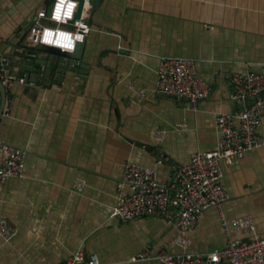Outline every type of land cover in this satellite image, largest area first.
Returning a JSON list of instances; mask_svg holds the SVG:
<instances>
[{
    "label": "crops",
    "instance_id": "0c3cea01",
    "mask_svg": "<svg viewBox=\"0 0 264 264\" xmlns=\"http://www.w3.org/2000/svg\"><path fill=\"white\" fill-rule=\"evenodd\" d=\"M52 1L0 0V54L9 57L23 29L51 23ZM83 19L88 68L40 84L17 78L0 119V140L27 151L23 176L0 183V264H63L79 251L100 264H160V252L207 254L230 238L264 237V145L222 161L229 200L205 212L187 249L167 217H112L126 162L169 184L176 165L217 149L216 117L236 109L231 76L264 74V0H101ZM164 57L196 62L209 88L196 108L156 92ZM7 157L0 148V166Z\"/></svg>",
    "mask_w": 264,
    "mask_h": 264
},
{
    "label": "built area",
    "instance_id": "2783aa9c",
    "mask_svg": "<svg viewBox=\"0 0 264 264\" xmlns=\"http://www.w3.org/2000/svg\"><path fill=\"white\" fill-rule=\"evenodd\" d=\"M92 0H85L90 9ZM78 3L74 0H55L51 23L42 27L37 44L74 52L78 42L91 30L82 18L74 24ZM7 58L0 54V79L6 84L10 77L6 70ZM232 100L236 109L216 117L219 133L217 149L209 153H196L189 164L176 165L169 184H161L155 169L128 161L124 175L118 183V196L112 217L124 223L149 217H167L176 221L179 231L175 245L188 248V236L196 229L205 212L211 208L221 210L229 200L224 186L222 161L232 163L264 145L259 128L264 121V74L248 70L231 76ZM156 92L167 97L185 99L196 108L207 98L209 88L199 76L196 62L191 59L164 57L160 60ZM0 148L8 157L0 166V183L22 177L27 151L0 140ZM81 186V184L79 185ZM80 189V187H79ZM223 217V213L220 212ZM239 228H253L249 221L239 220ZM0 222V234L5 235ZM8 232V231H5ZM141 253L136 260H149ZM160 264H264V237L250 240L230 238L227 245L207 254H171L160 252ZM63 264H100L96 254L79 251Z\"/></svg>",
    "mask_w": 264,
    "mask_h": 264
},
{
    "label": "water",
    "instance_id": "95a60500",
    "mask_svg": "<svg viewBox=\"0 0 264 264\" xmlns=\"http://www.w3.org/2000/svg\"><path fill=\"white\" fill-rule=\"evenodd\" d=\"M78 3V7L74 19L70 22L74 24L82 18L85 0H74ZM101 0L92 1V9L96 10ZM55 0L48 6L46 17L50 19ZM89 24L91 21L88 22ZM47 24H34L23 29V37L21 42L15 43L16 48L9 53L7 58L6 70L10 77L5 84L0 79V119L5 113V109L9 104L13 95L11 89L15 87L18 80L29 84L30 82H38L49 80L51 77L62 76L63 73L71 71L75 73L79 68V73L86 70L88 66L84 63V49L87 36L83 42H78L74 52L63 51L56 47L37 44V38L42 27ZM2 54V53H1ZM44 69V70H43ZM150 151V149H148ZM152 151V150H151ZM155 155L156 153L153 152ZM159 157H157L158 159Z\"/></svg>",
    "mask_w": 264,
    "mask_h": 264
}]
</instances>
